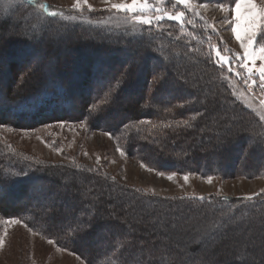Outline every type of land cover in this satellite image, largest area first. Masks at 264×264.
I'll use <instances>...</instances> for the list:
<instances>
[{
	"label": "trees",
	"instance_id": "obj_1",
	"mask_svg": "<svg viewBox=\"0 0 264 264\" xmlns=\"http://www.w3.org/2000/svg\"><path fill=\"white\" fill-rule=\"evenodd\" d=\"M24 4L28 5L26 2ZM12 19L14 18L10 14L0 15V46L2 45L1 51L3 52L1 54L2 56L0 55V126L16 128L19 127L20 122H26V126L31 128L34 125L47 124L53 116H59L60 120L64 118L65 121H71L72 118L64 114L70 110V100H72L68 91H71L73 84L77 80L85 77L84 74L87 72L84 71L80 74L79 71L68 75V72H71L70 69L73 68L72 64L79 69L88 65L90 69L97 73L106 67L110 73H115L116 75L119 72L125 75L127 68L132 70V67L135 66L137 67V72L132 70L127 74L129 78L127 79L126 85L122 86L121 89V92L124 93V96H122L123 100L127 98L131 103L128 108L119 111L118 117L120 116V121L122 120L121 125L127 120H133L136 123L142 120L152 122L155 119L163 118L161 120L162 123H167L170 127L162 126L160 128L161 130L158 131H163L161 137H163L164 150L168 149L170 156L162 158L169 162H175L171 166L175 165L179 171L188 170L192 173L202 175L224 174V171H221L219 168L221 162H225L224 167L227 168L226 170L236 171L241 160L248 155L253 161L255 160V163L253 161L250 162L249 166L243 169L245 171L241 173L247 175L248 171L246 170H250L253 167L255 170L253 173L257 174L260 172L264 174V123L260 122L259 117L238 100L236 94H233L235 91L227 79L228 71L218 67L213 62L214 56H212V60L207 58L212 40L209 42L208 37L213 36L206 34L207 30L205 28L203 29L205 39L198 38L189 47L184 46L183 44L185 43L177 39V37H180L177 30L176 42L172 41L171 38L169 41L165 40L168 39V36L162 35V33L154 34L155 36L153 35L151 37H141V33L134 36L132 33L126 31L117 33L116 35L114 33L103 32L106 37L104 36L102 41L98 38L93 39L88 37H83L81 39L82 42L80 40L77 41L82 44V54H80V50L71 48L63 57H59V53H56L55 46H57V41H59L57 42L59 45L62 44L61 42L65 37L62 41L59 35L53 38L48 37L50 41L49 45H47L48 43L44 45V42L38 48L37 55L39 61L33 72L34 74L25 77L23 79L27 82L24 85L25 89L22 87V89H19L17 87L16 77L8 81V75H15V70H17L15 65L17 63L19 68L24 67L20 65L23 62H18V60L22 61V56H24L20 52H25L27 49L26 52H31L32 54L33 49H36L35 44L40 43L39 37L37 36H39L41 28L40 26L36 27L37 21L34 20L32 22L30 20L33 23L31 25L33 31L28 32V38L22 35L20 36L17 35V30H20L18 29L19 23L13 22ZM9 22H13L16 25L12 27ZM195 22L202 26V21L199 19L197 21L195 19ZM66 34L68 33L66 32ZM137 43H140L141 46H138ZM144 46H147L146 51L143 50ZM155 50L159 52L156 53ZM118 55L123 56L122 60L117 58ZM74 58L75 61H73ZM13 61L15 62L13 63ZM92 61L95 62L91 64ZM3 62L7 63L4 64ZM47 62H50L49 65H52L53 71L47 64L41 70L42 73L38 72V67L42 63L44 65ZM12 63L15 65L12 66ZM155 63H159L160 66L156 67ZM168 63L172 64L171 67L168 66ZM102 65L104 67H101ZM6 66L10 68V71L4 68ZM69 67L72 68L69 69ZM47 68L51 72L45 75L43 71ZM162 70H164L165 76L162 73L158 75L157 79L159 80H156L157 83L154 86V91L148 96L144 90L145 88L139 85V81H144L143 84L145 83V86L149 88L152 84L151 76ZM99 76L103 78V83L109 75L103 74ZM69 77L74 78V80L72 78L69 79ZM161 77L164 79H160ZM64 93L68 94L66 99L63 96ZM98 97L101 100L96 101V98L95 102L87 107V109L90 107L88 112H91V115L87 116L85 120H94L96 114L99 115L101 112H105V110L108 113H118L117 107L121 106L120 104L114 103L116 105L113 106L116 109L105 106L110 101V95L107 94L104 97V102L102 100L103 97ZM147 97L152 99H150L151 101L148 99L146 102L150 104L145 108L147 112L145 113L143 108L145 107L144 101L147 100ZM114 98L116 100L118 97L115 96ZM86 101L88 102L89 100L86 99L84 102L81 100L83 106ZM164 111L167 112L165 113ZM184 120L188 121V125L183 124ZM140 128H144V130L149 129L146 124ZM121 132L123 133L121 135L122 139L131 147H146L147 143L152 141L156 142L155 138H160L153 134H142L139 130L127 135L125 131ZM152 147L150 149H153ZM147 148L149 147L147 146ZM164 150L159 153L163 154ZM172 152L178 153L176 154L177 157H172ZM176 160H178L177 163ZM220 160L221 162H218ZM229 162L231 163L229 164ZM33 163L20 158L16 153L8 152L5 148L0 147V191L5 192L7 196L18 195L19 188L20 190L21 188H27L28 192H33L38 189L35 184L39 182L40 185L41 179L44 183L47 182V177L54 179L57 176L56 174L60 173L63 178L57 176L59 178L57 180L58 182L51 184L50 187H46L48 188L47 196L53 193V191L60 192L59 189L61 187L64 188L63 190L72 191L74 189L75 196H71L73 201L70 204L67 202L68 198L66 199L67 201H64V197H56L61 203L67 202L66 204L72 206V209L67 214H62L57 211L56 205L53 204L49 212L43 213L38 210L36 213H30L28 211V213L24 212L20 215H15L14 219L21 220L34 232L41 236L54 239L55 242L67 249L79 245L82 241L85 242V238H92L93 232H89L87 227H92L93 231L98 232L99 234L97 236L103 230H106V227L114 228L113 231L117 234L110 236L109 242H104L103 247L108 245L106 249L104 248L96 252L89 250L85 259L89 260L91 264H144L147 262V256L150 251H153L155 255L160 254V244L149 246L147 242H141V236L132 237L129 234L131 228H139L138 230H140L142 227L141 224L136 226L133 223L136 219L132 217L135 215L133 214L134 212L132 214L129 213L131 216L127 217L128 220L124 221L122 218L120 222L118 221V217L122 215L120 208L123 206H120L117 200H124L126 197L120 195V193L119 195L111 194L113 189L104 186L105 182L99 180L100 177L92 175V180H87L86 176L90 174L89 171L78 169L79 171L74 172L71 169L68 172L65 166H60L61 168L52 167L53 169L51 171L56 175L54 177L50 175L52 173L48 174L45 173V170H39L38 165ZM47 167L48 164H46L44 169ZM23 173H27V175H23ZM70 174L82 176L81 179L85 181L82 188H73L69 183H65L64 178H69ZM43 175H45L44 178H42ZM59 182L61 183L60 185H58ZM32 184L33 186H31ZM42 187L41 189H43ZM63 190L61 192L65 196V192L67 191ZM83 192L85 195H83ZM260 196L257 199L255 198L256 200L251 206L242 203L243 205L235 207L234 204V209L231 206L234 202L222 197L216 198L217 200L212 199L215 197L208 198L205 202H202L201 207L195 204L189 206L190 204H188L189 209H193V205L197 207L199 212L197 214L204 215L207 220L214 222L215 226L217 225L216 223L219 224V228L217 229L211 227L212 233L209 234L210 236H214V240L218 242V246L212 255L207 253V247H204L207 242L202 241V245H196L197 248L200 247L196 253L200 257L193 258V260L189 261L187 259L183 260L178 256L174 259L168 254L171 249H165L163 251L164 253L159 255L160 264H239L236 262V259H231V257L226 260L224 259V261L223 258L220 259L217 257L215 260L212 258V256L222 253V251L224 254L231 253L232 256L239 252L238 255L241 256V246L228 241L223 242V239L219 240L220 237H224L225 235L221 236L218 233L225 232V229L221 231V227H229L227 231L231 230L230 236L234 240L237 230L244 231L243 228L251 229L249 222L244 221L242 223L240 220L241 215L245 212L248 219H259V224L257 225L261 226L260 230L264 232V194ZM129 197L137 200L138 194ZM140 199L143 202H148L146 198L140 197ZM126 202L128 201L126 200ZM161 202L167 203L170 201L161 200ZM236 205L239 204L236 203ZM89 210H91V214L93 215H89ZM5 211L4 213L6 215L16 214L13 211ZM127 211L131 210L127 209ZM228 214L229 218H227ZM168 216L172 217L169 214ZM114 218L115 220L113 221L112 219ZM198 222L197 220L196 223ZM217 230H219L218 233ZM207 237L209 236L206 235ZM262 240H264V234ZM70 242H75V244H71ZM260 246L263 247L264 243L260 244ZM244 247L247 249L246 246ZM255 247H251L250 252H247V257H242L244 260L241 264H264L263 261L257 259L260 252L264 256V250ZM73 251L75 253L77 252L75 249ZM172 253L175 254V252ZM183 253L176 249V255L178 254L183 258L185 256L184 254H186ZM242 253H245V251ZM151 255H149V258ZM238 258L240 259V257Z\"/></svg>",
	"mask_w": 264,
	"mask_h": 264
},
{
	"label": "rangeland",
	"instance_id": "obj_2",
	"mask_svg": "<svg viewBox=\"0 0 264 264\" xmlns=\"http://www.w3.org/2000/svg\"><path fill=\"white\" fill-rule=\"evenodd\" d=\"M219 2L228 3V0H193V6L202 14L203 20L191 12H186V19H191L193 23H186L183 30H181L180 26L175 21H165L162 22V30L153 29L151 33L143 32L142 36L151 37L154 34L162 33V35L168 36V39L165 40L169 41L171 38L172 41L176 42L177 30L180 35L179 41L182 43L184 42L185 44L183 45L189 47L192 45V42H195L198 38L202 40L205 39V35H203V29L205 28L207 30L206 34L213 36L211 37V44L217 45L220 49L227 48L231 50L230 52H224V55L232 56L234 53H239L242 56V49L240 48L239 42L236 41L232 34L229 24L232 13L230 11H221L217 7ZM24 3V0H15L14 3H11L10 0H0V15L10 14L12 15V18H14L12 19L13 22L19 23L18 29L20 30H17V35H22L28 38V32L30 33V31H33L31 25L34 20L37 21L36 27L40 26L41 31L43 32L40 31L39 36H37L39 37L40 43L35 44L36 49H33L32 54L31 52H26L27 49L25 52H20V54H24V56H22V61L18 60V62H23V64L20 65L25 68H19L17 65L18 63L16 65L13 64L15 61L11 64L12 66L15 65L17 70H15V75H8V81L13 77H16L17 87H19V89H25L24 85L26 81L23 79L28 75L34 74L33 72L39 61L37 55L39 51L38 48L41 47L44 42V45L47 43V45H49L50 41L48 37L53 38L59 35L61 41L65 37L62 42L60 41L62 43L60 45L57 43L59 41L54 38V40L57 41V46H55L56 53H59V57H63L71 48L80 50L79 52L82 54V44L77 41H81L83 37L93 39L98 38L102 41V38L105 36L103 32L114 33L115 35L117 33H123L124 31L132 33L131 28L126 27L123 24V14H120L121 19L117 20L116 18H113L109 22V17H115L116 14L102 11V9L107 7V5L102 3V0H89V3L96 9V11L90 13L85 8L83 16L73 10L75 0H38V3L48 5L50 10L63 11L65 16H76L75 20L49 17L43 9H39L36 5H26ZM200 3H205L208 7L199 8L198 5ZM168 7L171 6L168 5ZM179 10H184L183 6H179ZM195 19L196 21L197 19L202 21V26L198 25L195 22ZM30 20L32 22H30ZM88 21H92V23H89ZM101 21L105 23H100ZM13 22H9L12 27L16 25ZM117 23H120L121 25L119 28L115 27ZM213 27L216 29L215 31L212 30ZM64 32L65 34H63ZM66 32L68 34H66ZM169 32L172 33L171 36L168 35ZM139 33L141 32L138 29L135 35H138ZM147 43L149 44V42ZM147 43L146 45H148ZM1 46L0 55L3 54ZM138 46H141L140 43ZM143 50L146 51L147 46H144ZM155 52L158 53L159 51L157 52L155 50ZM53 56L55 55L53 54ZM117 58L122 60L123 56L118 55ZM7 61L11 62L10 60ZM73 61H75V58ZM94 62L95 61H92L91 64ZM3 63L6 64L7 62ZM260 63V61H257V68ZM47 64L49 65L50 62H47L44 65L42 63V65L38 67V72L42 73L41 70L43 67H46ZM171 65L172 64L168 63V66L171 67ZM155 66L158 67L160 65L159 63H155ZM249 66L251 65L249 64ZM49 67L51 70L53 69L52 65H49ZM72 67H69V69H72H70L71 72H68V75L79 71L81 74V72L87 71L84 74L85 77L82 76L84 79L81 78L73 84V87L70 86L71 91L67 90L70 93V98L72 100H70V110L66 111L64 114H67L72 120L65 121L64 118L60 120L59 116H53L51 121H48L47 124L39 126L34 125L31 128L26 126V122H20L18 125L19 127L16 128L0 126V147L5 148L8 152L11 151L16 153L20 158L36 163L39 170H45V173L48 174L52 173V167L61 168L60 166H65L68 172H70L71 169L74 172L79 170L89 171L91 175L88 174L86 176L87 180H92L93 176L100 177L99 180L105 182L104 186L113 189L111 194L119 195L120 193V195L126 197L124 200H117V203L120 206H123L120 208L122 215L118 217V221L120 222V219L122 220V218L124 221L128 220L127 217L131 216L129 213L132 214V212H134L133 214L135 215L132 217L136 219L133 223L136 226L141 224L142 227L140 230H138L139 228H131L129 234H131L132 237L141 236V242H147V245L149 246L160 244V254L164 253L163 251L165 249H171L168 254H170L172 258L176 259V256H178L183 260H193V258L196 259L200 257V255L196 254L200 247L197 248L196 245H202V241H205L207 242V246L203 245L204 247H207V253L213 255L218 246V242H215L214 236H210L209 234L212 233L210 228L213 227L215 223L207 220L204 215L197 214L199 212L194 205L193 209H189L188 204H190L189 206L195 204L201 207L203 204L202 202H205L208 198L215 197L212 199L217 200L216 198L222 197L234 202L231 205L232 207L234 204L235 207H239L243 205L242 203L251 206L257 197L264 194V191H262L264 190V174L260 172L257 174L253 173V171H255L253 167L250 170H246L248 171L247 175L241 173L245 171L243 169L248 167L253 159L249 158L247 155V157L241 160L236 171H231L229 169L226 170L227 168L224 167L225 162L223 163L221 160L218 161L221 162L219 168L221 171H224V174H212L211 176L213 177V180L211 184L207 182V176L209 175L192 173L186 169V171H179L175 165L171 166L172 163L175 162H169L166 161V159H163L170 156V154H168V149L164 150V144L162 142L163 137H161L163 131H158L161 130L160 128L162 126L165 127V125H167V123H162L161 120L163 118H158L152 122L144 124H141L140 122L135 123L133 120H127L121 125L122 120L120 121V116L118 117L119 111L128 108L131 104L127 98L123 100L122 96H124V93L121 92V89L122 86L126 85L127 79L129 78L127 74L132 70L137 72V67L134 66L135 69L132 67V70L127 68L126 74L124 72L125 75L120 74V72L117 75L115 73H110L103 65L101 67L104 68H102L99 73L90 69L88 65L84 66L82 69L75 67L74 64H72ZM231 67L232 71H228V66H225L223 69L229 73L227 79L229 80L232 89L235 91L236 97L246 107L247 103H251L253 107L247 108L256 114L253 109L260 110V100L264 99V89L259 87L264 81L259 79L257 69H253V73L255 74L252 75V79L248 80L247 84H245L244 80L250 74L247 72L246 68L239 66L236 58L232 59ZM4 68L10 71V68L7 66ZM49 72L51 71L47 68L43 71V74L47 75ZM160 73L165 76L164 70L154 73L151 76L152 84L149 88L145 86V83L143 84L144 81H139L138 78L139 85L145 88L144 90L148 96L150 93H153L154 86L157 83L156 80H159L157 78ZM237 73H239V75ZM103 74L109 76L102 83L103 78H100L99 75ZM70 78L72 77H69V79ZM72 79L74 80V78ZM252 80H255L256 83L252 84ZM248 85H252L251 89H249ZM107 94L111 97L110 101H108L105 106L113 108L116 105L114 104L115 102L118 103V105L120 104L121 106L117 107L118 113H108V111L105 110V112H101L99 115L96 114L94 120H85V118L89 116L88 110L90 107L88 109L87 107L91 106L96 98V101L99 99L101 100L98 96L103 97L102 100L104 102V97ZM67 95L68 94L64 93L63 96L65 99ZM115 96L118 97L116 100L114 98ZM86 99L89 101H86L83 106L81 100L84 102ZM146 99L147 100L144 101L145 107L143 108L145 113H147L145 108L150 104L146 103L149 97ZM114 109H116V107H114ZM164 112L166 113L167 111ZM145 124L149 129L144 130V128H140L142 126L144 127ZM153 124L156 125L155 128L152 127ZM125 125H127V127H125ZM138 130L142 134H153L160 138H155L156 142L152 141L147 143L149 148H147V146H128L126 141L122 139L121 135L123 133L121 131H125L127 135ZM106 132H111L113 134L112 137L110 138L108 135H105ZM143 141L145 140L143 139ZM151 146H153V149H150ZM118 147L125 150L127 154L122 156L120 152L117 151ZM57 149H61V151H57ZM163 150V154L159 153ZM85 153H87V155H85ZM176 154L178 153L172 152L171 156L177 157ZM98 156L100 157L99 164L97 163ZM177 162L178 160H176V163ZM253 162L255 163V160ZM142 163L146 166L142 167ZM230 163L231 162H229V164ZM46 164H48V167L44 169ZM149 167L154 170L149 171ZM161 171L165 173L164 176L159 175V172ZM173 172L176 173L173 180H168L167 176ZM185 173H192V175L189 176L187 184H185L183 180V175ZM54 174L55 173L53 172L50 175L54 177L56 175L62 177L60 173H57L56 175ZM57 176L54 179L47 177V182L44 183L41 179L40 185L39 182L35 184L38 189L33 192H28L27 188H21V190L19 188L18 195L7 196L5 192L0 191V235L4 236L5 241L4 246L0 248V264H91L89 260L85 259L89 250L96 252L101 251L104 248L106 249L108 245L103 247L104 242H109L110 236L117 234L113 231L114 228L106 227V230H103V232L97 236L99 234L98 232L93 231L92 227H87L89 232H93L92 238H88L90 240L85 238V242L82 241L79 245H75L76 248L75 246H72V248L67 249L64 246L59 245L57 242L49 244L47 242L49 239L48 237L41 236L34 231H29L30 227H25L23 222L21 224L5 223L6 220L14 219L15 215H20L24 212L28 213L29 211L30 213H36L38 210L43 213L49 212L53 204L56 205L57 211L62 214H67L71 211L72 206L68 204L73 201L71 196H75L74 189L72 191L63 190L64 188L61 187L59 189L60 192L53 191V193L47 196L48 188L46 187H50L51 184L57 183V180L59 179ZM44 177L45 175H43L42 178ZM81 177L82 176L80 175L70 174L69 178H64V181L65 183H69L70 186H73V188L79 189L82 188L85 182ZM60 184L61 183L59 182L58 185ZM31 186H33V184ZM41 186H43V189H41ZM61 190L67 191L65 192V196H63ZM256 193H260V195H255ZM80 194L82 195V193ZM136 194H138L137 200L130 197V199L128 198V196H135ZM83 195H85L84 192ZM57 196L64 197V201H67L66 199L68 198V204H66L67 202L61 203L58 201V199H56ZM139 196L141 198H146L148 202H143ZM248 196H253V199H245V197ZM199 197H203L204 199L201 200ZM126 200L128 202H126ZM161 200L170 202L165 203L161 202ZM236 203L239 205H236ZM127 209H130L131 211H127ZM5 210L13 211L16 214L6 215L4 213L6 212ZM89 211V215H93L91 214V210ZM92 212L95 213L94 210H92ZM245 213L241 215L240 220L242 223L244 221L249 222L250 224H248L251 226V229L243 228L244 231L237 230L235 232L234 240H232L230 236L231 230L227 231V228L229 227H221V231L225 229L224 233H218L220 229L217 230V233L221 236L225 235L224 237H220L219 240L223 239V242L228 241L239 244L241 246V253L244 251L245 253H240L241 256H239V252H237L232 256L231 253L224 254L222 251V253H215L217 255L212 256L214 260L219 257L220 259L223 258L224 261V259L226 260L231 257V259L234 258L237 263L241 264L244 260L242 257H247V252L251 247L253 248V246H256L255 248H262L264 250V246H260V244L264 243V240H262L264 232L260 230L261 226L257 225L259 224V219H248ZM168 214L172 215V217H169ZM227 218H229V214ZM112 220L114 221L115 218ZM197 220L199 221L198 223H196ZM216 224L215 228L217 229L219 228V224ZM5 230L7 231L6 235H4ZM206 235L209 237L206 238ZM70 243L75 244V242ZM244 246H246L248 250L245 249ZM58 248L61 250H57ZM74 249L77 251L76 253L73 251ZM176 249L177 251L179 250L180 252L186 253H183L185 256L182 258L180 255H176ZM172 252H175V254ZM261 253L262 252L258 254L257 259L264 262V256L261 255ZM150 254L152 255L149 258ZM159 255H155L153 251H150L147 256V262L144 264H160ZM238 257H240V259Z\"/></svg>",
	"mask_w": 264,
	"mask_h": 264
},
{
	"label": "snow or ice",
	"instance_id": "obj_3",
	"mask_svg": "<svg viewBox=\"0 0 264 264\" xmlns=\"http://www.w3.org/2000/svg\"><path fill=\"white\" fill-rule=\"evenodd\" d=\"M10 2L14 3L15 0H10ZM24 2L30 5H36L39 9H43L49 17H60L65 20L76 19V16H65L63 11L50 10L48 5L38 3V0H24ZM102 3L107 5V7L102 9V11L116 14L115 17H109V22L113 18H116L117 20L121 19L120 14H123V24L126 27L131 28L134 36L138 29L141 32V37L143 32L151 33L153 29L162 30V22L165 21H175L180 26L181 30H183L186 23H193L191 19H186V12H191L203 20L202 14L193 6V0H102ZM168 5L171 7H168ZM179 6H183L184 10H179ZM198 7L207 8L208 5L200 3ZM217 7L221 11H230L232 13L231 20L229 21L231 32L236 41L239 42L243 54L241 56L239 53H234L232 56H226L223 53L230 52V49H220L217 45L210 44V52L207 58L212 60V56L214 55L215 60L213 62L220 68L228 66V71H232V59L236 58L239 66L246 68L247 72L250 74L247 78H245V84H247V81L251 80L252 75L255 74L253 73V69H257L259 79L264 81V0H228V3L219 2ZM85 8L90 13L96 11V9L89 3V0H75V3L73 4L74 11L83 16ZM88 22L92 23V21ZM100 23L105 22L101 21ZM120 26V23L115 25L117 28ZM212 30L215 31L216 29L213 27ZM168 35L171 36L172 33L169 32ZM179 38L180 37H177V39ZM208 39L210 42L211 37L209 36ZM257 61L261 62L258 68ZM249 64L251 66H249ZM237 74L239 75V73ZM160 79L164 78L161 77ZM255 83L256 81L252 80V84ZM248 87L251 89L252 85H248ZM259 87L264 89V83H261ZM233 94L235 95L236 93L234 92ZM260 106V110H253L259 117V121L264 122V99L260 100ZM247 107L252 108L253 106L251 103H247ZM89 115H91V112ZM140 123H149V121L142 120ZM183 124L188 125V121L184 120ZM125 127H127V125H125ZM152 127L155 128L156 125L153 124ZM165 127H170V125H165ZM105 135H108L111 138L113 134L111 132H106ZM57 151H61V149H57ZM117 151L120 152L122 156L127 154L125 150H122L119 147L117 148ZM85 155H87V153H85ZM99 161L100 157L98 156V164ZM141 166L145 167L146 165L142 163ZM148 170L153 171L154 169L149 167ZM23 175H27V173H23ZM159 175L164 176L165 173L161 171L159 172ZM175 175L176 173L173 172L167 176V179L173 180ZM190 175H192V173H185L183 175L185 184L188 183ZM212 180L213 177L211 175L207 176V182L209 184L212 183ZM255 195H260V193H256ZM199 199L202 200L204 198L199 197ZM245 199L251 200L253 199V196L245 197ZM5 223L21 224L22 221L19 219H9L6 220ZM25 227H28V225L25 224ZM213 227H215V225ZM29 231L33 230L29 228ZM6 234L7 231L5 230L4 235ZM47 242L49 244L55 243V241L51 238H49ZM4 243V236L0 235V248L4 246ZM57 250L61 249L58 248Z\"/></svg>",
	"mask_w": 264,
	"mask_h": 264
}]
</instances>
